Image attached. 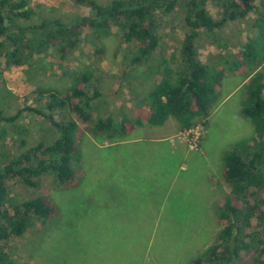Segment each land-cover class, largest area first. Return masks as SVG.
Instances as JSON below:
<instances>
[{
	"label": "rangeland",
	"instance_id": "374dc122",
	"mask_svg": "<svg viewBox=\"0 0 264 264\" xmlns=\"http://www.w3.org/2000/svg\"><path fill=\"white\" fill-rule=\"evenodd\" d=\"M26 2L32 14L20 22L27 27L53 19L73 23L92 14L85 2ZM207 8L214 18L222 17L218 4ZM184 16L181 8L158 14L159 46L150 61L139 66L131 65L136 44L115 26L83 28L65 58L55 47L26 53L18 66L0 58V107L10 118L0 130V164L40 140L51 142L58 136L56 127L34 110L48 112L49 99L37 90L66 91L86 71L92 74L89 92L97 88L104 94L95 102L100 106L96 116L117 108L126 117L119 120L142 117L149 110L142 96L156 78L151 70L179 58L187 31ZM253 18L228 21L214 37L202 31L197 40L201 60L219 67L238 45L257 37ZM222 82L220 101L190 130L180 131L171 117L163 125L136 126L117 140L90 133L78 136V183L52 189L58 213L44 222L35 220L23 236L7 242L16 264H188L212 244L219 229L218 203L230 190L222 181L223 153L254 134L253 124L241 114L246 79L228 74ZM55 118L74 119V114L57 110ZM174 145L181 146L172 149ZM35 194L20 183L10 189L14 199Z\"/></svg>",
	"mask_w": 264,
	"mask_h": 264
},
{
	"label": "trees",
	"instance_id": "16d2710c",
	"mask_svg": "<svg viewBox=\"0 0 264 264\" xmlns=\"http://www.w3.org/2000/svg\"><path fill=\"white\" fill-rule=\"evenodd\" d=\"M74 1L85 2L92 14L79 16L73 23L53 19L27 27L20 22L32 14L26 0H0V58L18 66L26 53L49 47H55L65 58L77 45L83 28L100 31L115 26L136 44L131 65L139 66L149 62L159 46L158 14L183 9L187 31L179 58L174 63L166 60L151 70L156 78L142 96L149 106L142 117L139 114L134 120H124L126 117L120 116L117 108L96 116L95 109L100 106L95 102L104 94L97 88L89 92L92 74L87 71L78 75L66 91L37 90V95H47L48 112L34 110L43 114L59 134L51 142L40 140L0 164V264H16L7 242L23 236L35 220L44 222L58 213L51 190L77 185L80 170L74 161L79 158L78 136L90 133L108 141L117 140L136 126L163 125L171 117L179 123L180 131L190 130L207 119L220 101L222 81L228 74L246 79L241 114L253 124L254 134L238 140L223 153L222 181L229 184L230 190L216 209L218 233L215 241L188 264H264V0ZM210 3L223 9L221 18L212 16L207 8ZM252 15L257 37L238 45L236 53L219 67L201 60L197 40L202 31L214 37L228 21ZM66 109L74 119L57 120L55 112ZM119 116L124 118L119 120ZM4 121L10 118L0 107V130ZM17 183L36 194L22 200L12 198L10 189Z\"/></svg>",
	"mask_w": 264,
	"mask_h": 264
},
{
	"label": "crops",
	"instance_id": "0c3cea01",
	"mask_svg": "<svg viewBox=\"0 0 264 264\" xmlns=\"http://www.w3.org/2000/svg\"><path fill=\"white\" fill-rule=\"evenodd\" d=\"M157 140H158V141H165L166 139H159V138H157ZM166 141H167V140H166ZM171 146H172V145H171ZM174 146H175V148L172 147V149H178L181 145H179V146H178V145H177V146L174 145Z\"/></svg>",
	"mask_w": 264,
	"mask_h": 264
}]
</instances>
